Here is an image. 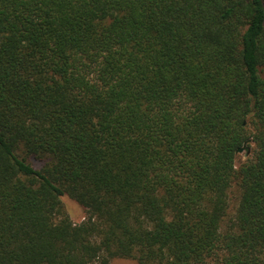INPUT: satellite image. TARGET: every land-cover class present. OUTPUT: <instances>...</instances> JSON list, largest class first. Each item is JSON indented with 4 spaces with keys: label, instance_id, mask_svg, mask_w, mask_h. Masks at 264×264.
Segmentation results:
<instances>
[{
    "label": "trees",
    "instance_id": "trees-1",
    "mask_svg": "<svg viewBox=\"0 0 264 264\" xmlns=\"http://www.w3.org/2000/svg\"><path fill=\"white\" fill-rule=\"evenodd\" d=\"M113 258L264 264V0H0V264Z\"/></svg>",
    "mask_w": 264,
    "mask_h": 264
},
{
    "label": "rangeland",
    "instance_id": "rangeland-1",
    "mask_svg": "<svg viewBox=\"0 0 264 264\" xmlns=\"http://www.w3.org/2000/svg\"><path fill=\"white\" fill-rule=\"evenodd\" d=\"M249 153H250V148H249ZM249 153L246 154L245 151L239 153L238 158L236 160V165L240 161L244 160L249 155ZM27 160L36 169H39L43 165V162L34 160L33 158H30V157H28ZM238 196H239L238 188L235 185H233L228 192L230 207L228 210L227 217L225 218L224 224H226L228 220L231 218L234 207L236 206V203L238 200ZM62 202L65 208V211L67 212V214L69 215L73 223L78 224L84 219L85 217L84 208L80 206L77 202L68 198L67 196L62 197ZM109 264H137V263L135 260H132V259L113 258L110 260Z\"/></svg>",
    "mask_w": 264,
    "mask_h": 264
},
{
    "label": "water",
    "instance_id": "water-1",
    "mask_svg": "<svg viewBox=\"0 0 264 264\" xmlns=\"http://www.w3.org/2000/svg\"><path fill=\"white\" fill-rule=\"evenodd\" d=\"M248 142H249V141H248ZM243 151H245L246 154L249 153V148L246 147V143L243 144L242 147L238 148V149L236 150V153L239 154V153H241V152H243Z\"/></svg>",
    "mask_w": 264,
    "mask_h": 264
}]
</instances>
